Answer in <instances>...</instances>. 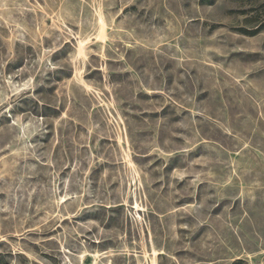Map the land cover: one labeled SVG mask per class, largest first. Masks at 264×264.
<instances>
[{"label": "rangeland", "instance_id": "rangeland-1", "mask_svg": "<svg viewBox=\"0 0 264 264\" xmlns=\"http://www.w3.org/2000/svg\"><path fill=\"white\" fill-rule=\"evenodd\" d=\"M0 264H264V0H0Z\"/></svg>", "mask_w": 264, "mask_h": 264}]
</instances>
